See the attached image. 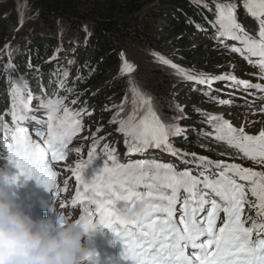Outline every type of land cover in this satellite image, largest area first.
<instances>
[{
	"label": "snow or ice",
	"instance_id": "6c2138e0",
	"mask_svg": "<svg viewBox=\"0 0 264 264\" xmlns=\"http://www.w3.org/2000/svg\"><path fill=\"white\" fill-rule=\"evenodd\" d=\"M214 2L215 19L208 21L215 29L214 39L249 63H255L260 69V79H264V0H243L247 14L258 23L256 35L238 22L234 3ZM196 27L207 31L201 25ZM228 40L240 46L224 43ZM154 55L161 64L177 67L163 56ZM252 57L258 60L253 62ZM7 68L15 71L11 63ZM133 70L128 63L121 69L128 73ZM177 71L184 79L209 87L214 80H232L243 85L245 90L256 89L264 94V85L237 80L234 76L212 78L192 75L183 69ZM12 72L9 73L12 127L0 115V146L6 153L0 159H6L18 170L14 182L19 176L35 179L54 194L59 190L56 189L58 173L52 167L53 162L66 159V149L82 128L80 117L86 108L72 110L65 104L66 97L56 96L41 102L40 107L46 110V118L41 119L34 114L37 110L31 107V92L25 96L23 84ZM63 75L67 77L68 73L65 71ZM60 87H64L63 81ZM131 92V110L117 121L124 111L121 106L112 119V122H118V131L127 138L128 152L143 154L151 148L163 149L185 164H194L195 168L177 169L171 163L154 159L121 163L112 148L101 155L104 166L85 182L84 171L99 154L93 145L87 161L76 163L71 170L76 191L70 203L73 208L79 205L77 223L86 234L112 229L123 244V259L130 264H264V172L195 153H181L173 147L170 138L183 135L185 129L178 124L165 123L151 98L136 87L133 86ZM77 102V99L71 100L72 105ZM181 118L174 117L176 120ZM29 122L40 126L34 130L38 139L33 138L26 126ZM207 123L213 131L204 132V136H214L216 141L224 142L249 160L264 165V130L258 135H248L243 127L237 129L217 115L209 116ZM108 148L105 144L104 149ZM189 155L192 159H185ZM247 192L256 198L255 202L247 199ZM141 199L148 201L144 210L125 219L122 213ZM246 206L255 210V217L245 213ZM65 207L61 202L60 208ZM59 218L68 219V216L61 213ZM89 264H95L94 256L89 257Z\"/></svg>",
	"mask_w": 264,
	"mask_h": 264
},
{
	"label": "trees",
	"instance_id": "16d2710c",
	"mask_svg": "<svg viewBox=\"0 0 264 264\" xmlns=\"http://www.w3.org/2000/svg\"><path fill=\"white\" fill-rule=\"evenodd\" d=\"M223 1L229 0H217ZM29 7L24 11V7L12 3L9 10L0 5V115L8 125L12 106L11 78L4 69L11 63L15 66L12 74L20 75L18 80L25 84V96L28 92L32 94L31 106H36L42 97H66L70 103L77 99L75 108H86L80 118L82 123L91 127L99 124L98 130H94L97 133L91 135L92 143L102 140L100 146L112 144L109 150L104 147L97 150L100 154L94 160L97 169L104 166L101 155L116 148L108 125L115 114L114 102L125 94V85L114 77L122 60L121 54L128 51L130 44L148 38L157 47L169 45L176 50L172 55L173 62L197 64L198 68L199 62L187 53L194 34L202 33L219 44L214 39L215 29L208 23L213 21V14L197 0H31ZM31 20L35 27L23 26V21ZM237 20L247 31L255 32L258 23L253 17L240 11ZM196 25L207 31L198 30ZM154 31L159 32L155 40L151 34ZM175 34L181 35L176 41L173 39ZM10 42L12 47L8 46ZM5 48L8 53H4ZM195 50V56L207 58L201 60L204 67H208L210 54H221L220 50L206 51L201 45ZM214 62L218 65L220 60ZM65 71L67 77L63 75ZM61 81L66 85L62 88L63 95L56 89ZM186 88V93L191 91L200 98L212 96L208 86L194 81ZM104 103L109 105L106 109L101 108ZM187 113L192 118L182 126L186 128L185 136L172 143L181 153H195L242 167L250 162L226 143L216 141L214 136H204V132L212 131L198 117L194 118L196 114L191 110ZM220 152L226 155H219ZM117 159L123 163L122 159ZM185 159L191 160V155ZM186 166L195 168L194 164Z\"/></svg>",
	"mask_w": 264,
	"mask_h": 264
},
{
	"label": "rangeland",
	"instance_id": "374dc122",
	"mask_svg": "<svg viewBox=\"0 0 264 264\" xmlns=\"http://www.w3.org/2000/svg\"><path fill=\"white\" fill-rule=\"evenodd\" d=\"M223 2L234 3L236 5V15H238V12L240 11L247 13L246 9L244 8L243 0H229ZM12 3H14V5L16 6L18 4L20 7H24V11H28L27 9H30L29 5H31V0H0V5L7 6L9 10L10 4ZM197 3L202 5L203 7L207 5L206 8H208L209 11L213 14L214 21L216 14V3L214 1L208 0H197ZM14 19H17V17ZM23 24L24 27L36 26L33 25V20L23 21ZM158 33L159 32L156 33L155 31L151 32V34L154 35V40L157 39ZM194 35L195 36L193 37L192 46L187 50V53L190 56L192 55L193 60L199 62L198 64L200 69L197 67V64L196 66H192L193 64L178 65L176 62H173L172 55L176 54V50L171 48L169 45L157 47L154 45L153 41L147 40L148 38H144L137 42L134 41L130 44V47H128V51L121 54L122 60L118 68L117 75L114 77V79L120 81L125 85V94L120 100L114 102L115 114L113 115V117L120 110L121 106L123 107L124 111L120 113L119 117H117V121L120 118L125 117L131 110V88L134 86L141 93L151 98L155 110L165 123L178 124L180 127H182L184 123L188 122V120L192 118V116H189L187 113L188 110H191L194 114H196L194 115V118L198 117L200 122L204 125H207L208 129H210L211 131L213 130L207 123V119L209 116L217 115L221 116L224 120L228 121L233 127L237 129L243 127L245 133L248 135H258L260 131L264 130V115L245 111L244 107L237 106L234 103H221L222 101H224L225 97H222L220 99L218 98L220 95L224 93L229 94L231 90H233L234 87L228 86L227 80H214L210 87L206 84H203L205 86H208L212 91V96H209L208 98H200V96L198 97L196 96V94H191L193 93L191 91L189 93L185 92L187 89L186 87L190 85L192 81L184 79L183 76L178 73L177 69L186 70L192 75H207L212 78L220 77L223 75L246 79L245 75H251L250 73H252L249 68L242 66L238 62L237 58L227 52L226 49L222 50L218 48V44L216 42L208 40V36H204V34L202 33H195ZM179 37H181V35L175 34L173 37L174 41L178 40ZM200 45L204 46L206 51L211 50L215 53L220 50L221 54L219 56L212 54L209 55L208 58H210V60L208 61V67H204L201 63V60L207 59L206 57H199L198 55L195 56V48ZM8 46L12 47V43L10 42ZM6 48L3 50L4 53H8ZM154 54L163 56L177 67L173 68L169 65L161 64L156 59V56ZM219 60L220 62L218 65H215V62L212 63L213 61ZM124 63L132 65L134 70L130 73L122 72L121 69ZM210 63L212 64L210 65ZM4 72L9 75L12 70L6 67L4 69ZM13 75H16L17 79L20 76L17 73ZM63 83V88L65 89V82ZM23 86L25 91V84H23ZM56 89L62 95L64 94V90L59 85L56 87ZM68 99L69 98L65 99V104L72 110H78L68 101ZM108 106V103H104L101 108L106 109ZM35 114H40V112ZM178 116L183 118L179 120L174 119V117ZM113 117L111 118L108 127L111 131L110 136L113 134V144L117 143L115 154L117 158L122 159L123 163H126L127 160L135 161L140 159H154L157 162L171 163L175 166V162H177L178 164L182 162L181 159L176 156H172L163 149L151 148L143 154L129 153L128 147L125 143L127 138L123 133L118 131L119 124L118 122H112ZM39 118L43 119L42 116H39ZM98 127L99 124H93V127H91L89 124L82 123V128L80 132L75 135L74 143L70 148L72 152L67 163H69L70 161H74L75 163L79 161L86 162V154H88V152L92 149L93 145H96L97 150H102V148L104 147V145L100 146L103 142L102 140H98L94 144L91 140V135H95L97 133V131L94 130L95 128H97L96 130H98ZM182 128L185 129L183 135L171 137L170 140L172 143L175 140L179 141L181 137L184 138L186 128ZM110 144L112 143L108 144L109 148ZM76 149H79L82 154L78 153ZM125 156H127V160L125 159ZM248 161L250 162H248L245 167L252 168L254 171L264 172V165L257 164L252 160ZM63 165L66 167L68 166L67 164ZM88 168H90V166Z\"/></svg>",
	"mask_w": 264,
	"mask_h": 264
},
{
	"label": "clouds",
	"instance_id": "9594fccd",
	"mask_svg": "<svg viewBox=\"0 0 264 264\" xmlns=\"http://www.w3.org/2000/svg\"><path fill=\"white\" fill-rule=\"evenodd\" d=\"M38 204L49 214H59L53 204L40 198ZM138 200L122 213L125 219L140 214L147 206ZM86 233L76 219L35 218L18 197L16 182L0 166V264H87L94 256L85 245Z\"/></svg>",
	"mask_w": 264,
	"mask_h": 264
},
{
	"label": "bare ground",
	"instance_id": "6f19581e",
	"mask_svg": "<svg viewBox=\"0 0 264 264\" xmlns=\"http://www.w3.org/2000/svg\"><path fill=\"white\" fill-rule=\"evenodd\" d=\"M29 93V92H28Z\"/></svg>",
	"mask_w": 264,
	"mask_h": 264
}]
</instances>
